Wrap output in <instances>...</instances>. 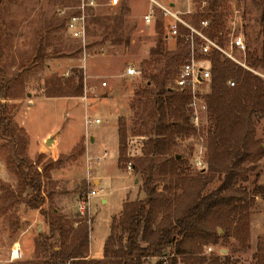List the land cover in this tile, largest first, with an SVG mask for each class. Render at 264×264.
Listing matches in <instances>:
<instances>
[{
  "label": "rangeland",
  "instance_id": "rangeland-1",
  "mask_svg": "<svg viewBox=\"0 0 264 264\" xmlns=\"http://www.w3.org/2000/svg\"><path fill=\"white\" fill-rule=\"evenodd\" d=\"M158 1L172 5L190 23L198 11L208 6L207 0ZM98 2V6L87 11V41L83 46L66 31L60 14L62 10H75L77 0H0V69L5 70L6 76L20 71L18 84L10 90L7 98L0 97V102L9 107L13 121L27 135L26 156L41 168L43 164L53 162L50 172L55 189V206L70 224L77 225L78 221H82L88 225L89 244L94 255L101 249L110 229L111 217L121 209L122 200L126 202L145 197L141 175L128 168L129 162L124 168L117 163V126L119 117H125L130 130L128 156L141 155L147 137L131 132L135 123L131 104L135 99H150L153 95L143 96L139 91L147 85L149 88L154 85L148 84L142 74L131 76L126 74V70L129 65L141 69L142 62L151 56L150 51L156 46L158 37L155 23L147 25L143 21L144 13L152 6L151 2L121 0L129 7L127 19L130 25L135 26L131 43L115 45L110 41L101 42L102 28L92 19L108 14L119 4L111 6L109 0ZM258 3L259 0H220V6L227 15L223 34L225 46L233 37L241 36L246 49L237 55L247 65V40L254 48H259L263 40L262 9ZM155 10L157 17L159 11ZM40 41L46 46L47 53L53 54L58 49L62 52L34 62L31 59ZM79 45H82L81 50H78ZM165 47L168 51H175L176 37L168 36ZM156 69L157 63L154 62L152 70ZM251 69L264 78L262 71ZM81 74V96H49L57 94L55 90L60 84L78 83ZM95 118H100L101 123L86 124V119ZM135 125L146 130L141 122ZM208 127L205 113L196 127V133L178 138L170 156L178 154L182 160L179 165L181 175H196L207 167ZM256 129L257 138L264 141V118L256 121ZM55 131H59L57 139L49 147L45 139ZM90 135L97 140L91 163L87 154ZM9 151L10 146L0 136V264H26L34 258L39 233L47 232L49 226L39 210L28 208L23 201L11 205L1 197L6 187L15 190L19 181L18 172L9 164ZM96 177L100 179L98 185L93 182ZM155 180L159 189H164L166 197L181 192L180 188L173 187L170 174L156 175ZM218 184L214 182L210 187ZM243 184L255 195V202L249 209L247 242L240 243L233 231L216 225L219 242L204 244L200 253L207 258L204 264L212 253H230L241 264H255V254L259 251L260 242L264 241V195L255 189L259 185L264 188V158L260 160L258 169L250 174L249 181ZM92 186L103 190L90 198L91 212L82 216L80 202L87 197ZM105 197L108 198L107 203L103 202ZM13 221L15 225H12ZM15 242L21 246L23 254L20 259L11 261ZM167 253L169 257L174 256L175 248L170 247ZM169 257L164 258L166 264H170Z\"/></svg>",
  "mask_w": 264,
  "mask_h": 264
},
{
  "label": "trees",
  "instance_id": "trees-1",
  "mask_svg": "<svg viewBox=\"0 0 264 264\" xmlns=\"http://www.w3.org/2000/svg\"><path fill=\"white\" fill-rule=\"evenodd\" d=\"M207 2V8L198 11L192 23L199 26L202 20H209L207 33L224 44L227 15L220 0ZM258 5L262 9L263 40L259 48L251 47L247 40L246 60L251 68L264 73V0H259ZM128 12L129 7L120 2L115 10L92 19L102 28L101 42L131 43L135 26L130 25ZM68 15L61 19L64 25ZM169 22L161 13L156 17L157 43L150 51L151 56L142 62V76L154 87L147 85L139 92L143 96H153L135 99L131 104L135 123L141 122L146 128L143 130L134 123L131 129L133 135L147 137L141 155L128 156L130 130L125 117L118 119V164L124 168L129 162L131 169L141 175L145 197L124 202L121 212L112 217L101 259L89 257L88 225L82 221L77 225L70 224L55 206L50 172L53 162L45 163L41 168L26 156L27 135L13 121L9 107L0 102V136L10 146L8 161L19 175L16 189L6 187L1 197L11 205L23 201L28 208L39 210L49 226L47 232L39 233L34 258L26 264H166L164 258L169 257L167 250L170 247L175 248V255L169 257L170 264L179 261L204 264L207 258L200 254L202 247L219 242V230L215 228L218 224L233 231L240 243L247 242L249 209L255 202V195L243 183L249 181L250 174L258 169L264 158V141L256 136V121L264 118V78L234 61L221 60L217 55L213 57L212 82L205 95L209 121L208 165L196 175H181L179 165L182 160L178 154L170 155L178 138L196 133L197 128L191 122V96L173 89L179 66L188 53L185 34L189 29L180 26V34L175 36L177 47L175 51H168L165 43L170 36ZM81 49L82 45H79L78 50ZM45 50L46 46L40 41L31 60L42 61L62 52L58 49L51 54ZM154 62L157 63L155 71L152 70ZM4 71L0 69L1 98L9 96L10 90L18 84L20 74L19 71L16 75L6 76ZM229 79H234L236 85L230 86ZM55 92L56 95L49 96H81L82 74L78 83L60 84ZM169 174L173 177V187L180 188L181 192L166 197L155 177ZM214 182L219 184L211 188ZM255 189L264 195L261 185ZM15 224L13 221L12 225ZM255 257V264H264V241L260 242ZM207 264L241 263L230 253H212Z\"/></svg>",
  "mask_w": 264,
  "mask_h": 264
},
{
  "label": "built area",
  "instance_id": "built-area-1",
  "mask_svg": "<svg viewBox=\"0 0 264 264\" xmlns=\"http://www.w3.org/2000/svg\"><path fill=\"white\" fill-rule=\"evenodd\" d=\"M76 11H60L62 16L68 15L66 19L65 29L71 36L85 46L87 41L88 19L87 11L89 8L98 6V0H77ZM152 4L143 15V21L149 25L156 21V10L163 15L164 18L170 20L169 35L177 36L180 34V26L184 25L189 29L185 34L188 44V53L179 66L178 73L173 82V89L189 94L191 100L189 107L191 108V122L198 127L203 114L207 113V103L205 95L208 93L213 72L212 59L215 55L221 60H231L238 65L253 71L246 62L242 61L237 53L245 52L246 46L241 36H235L231 39L228 46L222 44L219 39L211 37L207 30L209 29V20H202L199 26L183 19L179 12L172 5H166L158 0H149ZM121 0H109V5L116 6ZM127 75H141L142 70L138 67L129 65L126 70ZM107 83H104L106 85ZM228 84L235 86L236 81L229 79ZM100 118L86 119V124L99 123ZM131 169V163L128 164ZM103 189L97 187L90 188L88 195L80 202V214L86 216L90 211V198L101 193ZM15 242L11 250V261L18 260L22 257V248ZM211 250L212 247H209Z\"/></svg>",
  "mask_w": 264,
  "mask_h": 264
},
{
  "label": "crops",
  "instance_id": "crops-1",
  "mask_svg": "<svg viewBox=\"0 0 264 264\" xmlns=\"http://www.w3.org/2000/svg\"><path fill=\"white\" fill-rule=\"evenodd\" d=\"M96 119V118H95ZM99 123H101V121L99 122ZM96 124H98V123H96ZM89 139H88V143H87V154L89 155V160H90V163L94 160V147H95V145H96V142H97V140H96V138L94 137V136H89L88 137ZM117 139H118V144H117V151H118V154H117V163H118V156H119V136H118V126H117ZM107 150H105V152H106ZM101 156L100 157H98V159L97 160H101ZM92 179V178H91ZM93 182H94V184L96 185H98L99 183H100V179L99 178H94L93 179ZM92 187H96V186H92ZM103 202L104 203H107L108 202V198L107 197H105V198H103ZM123 203H124V199L122 200V202H121V209L120 210H118V212L117 213H115L114 215H117L118 213H120L121 212V210H122V208H123ZM90 212H91V209H90ZM113 215V216H114ZM112 216V217H113ZM112 217H111V221H112ZM110 225H111V222H110ZM109 233H110V229H109V232H108V235H109ZM108 235L107 236H105V238H104V240H103V244L101 245V249H98V251H96V255H94V251H93V248H91V245H90V252H89V257L90 258H94V259H101V258H103V248H104V243H105V241H106V239H107V237H108Z\"/></svg>",
  "mask_w": 264,
  "mask_h": 264
},
{
  "label": "water",
  "instance_id": "water-1",
  "mask_svg": "<svg viewBox=\"0 0 264 264\" xmlns=\"http://www.w3.org/2000/svg\"><path fill=\"white\" fill-rule=\"evenodd\" d=\"M58 132L59 131H55L53 133H51L48 137H46L45 139V144L49 147H52L57 139L58 136Z\"/></svg>",
  "mask_w": 264,
  "mask_h": 264
}]
</instances>
